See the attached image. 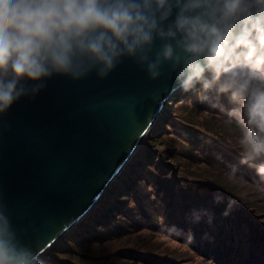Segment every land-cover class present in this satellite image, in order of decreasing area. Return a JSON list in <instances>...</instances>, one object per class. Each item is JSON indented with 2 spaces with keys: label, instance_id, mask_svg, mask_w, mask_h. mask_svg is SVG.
I'll return each mask as SVG.
<instances>
[{
  "label": "clouds",
  "instance_id": "clouds-1",
  "mask_svg": "<svg viewBox=\"0 0 264 264\" xmlns=\"http://www.w3.org/2000/svg\"><path fill=\"white\" fill-rule=\"evenodd\" d=\"M125 59L204 101L227 96L241 163L264 176V0H0V114L53 77L104 80ZM0 264H41L3 206Z\"/></svg>",
  "mask_w": 264,
  "mask_h": 264
},
{
  "label": "water",
  "instance_id": "water-1",
  "mask_svg": "<svg viewBox=\"0 0 264 264\" xmlns=\"http://www.w3.org/2000/svg\"><path fill=\"white\" fill-rule=\"evenodd\" d=\"M179 88L125 59L104 80L53 77L0 114V206L38 257L87 215Z\"/></svg>",
  "mask_w": 264,
  "mask_h": 264
},
{
  "label": "rangeland",
  "instance_id": "rangeland-1",
  "mask_svg": "<svg viewBox=\"0 0 264 264\" xmlns=\"http://www.w3.org/2000/svg\"><path fill=\"white\" fill-rule=\"evenodd\" d=\"M176 94L178 93H175V96L169 100L167 106L159 114L153 128L149 129L129 163L110 183L109 186L112 189L107 188L112 192L116 187V192L121 191V194L117 195L121 198L116 199L127 200L124 196V188L126 185L130 188L132 186L126 174L130 169L137 168V172H133L136 180L137 178L147 179V185L151 189L149 194L151 202H147L144 207L145 216L138 218L137 223L133 224V216L130 215L128 222H131V225L125 224L126 227H123L126 228L124 234L117 236L113 231L111 233L112 239L108 238L109 241H101L97 238H92L93 240L87 242L79 240L77 232L80 231L81 224L89 222L94 211L99 208L98 213H100L103 206L108 204V202L103 203L102 201L103 206L100 207L102 203L99 205L100 202H98L85 218L72 226L45 253L40 255L41 264H169L163 260V257L171 259L174 264H215L212 261V256H208V249L204 245L212 244L213 240L206 234L202 235L203 240H201V236L198 239L195 229H191L193 224H198L194 218L195 214L191 218L190 213L186 220H183L185 221L184 226H181L180 222L170 226L169 213L175 195L173 188H170L168 183L159 180L157 177L161 169L159 162L164 159L166 163L174 165L179 175L185 177L184 183H179H182L179 189L184 201L189 198L191 190L198 184L188 173L196 175V171L203 167L219 169L228 167L234 159L226 151H242L240 144L242 127L237 128L232 124L225 123L227 116L224 108L231 105V109L233 104L230 101L225 103L228 101L227 96L218 98L215 96L214 99L210 98L202 104L198 102L202 99L197 95V91L184 93L180 97ZM197 104H200L201 107L199 108ZM219 104L222 107H217ZM183 116L192 120V129L197 126L199 130L195 131L196 135L192 134V129L188 130V128H183L177 124L178 121H181L180 118L183 119ZM233 121H235V117H233ZM178 131L184 133L185 136L182 139L177 137ZM198 131H203V134L196 133ZM163 149L173 152L172 160L171 155L163 153ZM137 183L139 187L141 182ZM139 189H144V187H139ZM141 210L143 209L138 211ZM209 222L210 216L206 223ZM209 224H213L212 221ZM254 225L256 229L259 228L258 223ZM88 228L91 232L92 227L89 225ZM129 228H131V233L128 232ZM260 230L264 234V230ZM121 231L122 229H118V232ZM127 236H130L128 241L125 239ZM147 238H150L151 242L154 243L152 246L155 248L154 250L146 247ZM130 244H140L143 247V249L132 248L133 251H137L136 261L132 260L130 257L134 256L128 253ZM76 252L86 255L81 258ZM205 252L207 255L203 257L202 253L205 254ZM148 253L151 254L150 257H148ZM260 255L261 252L256 255L257 259H264Z\"/></svg>",
  "mask_w": 264,
  "mask_h": 264
},
{
  "label": "trees",
  "instance_id": "trees-1",
  "mask_svg": "<svg viewBox=\"0 0 264 264\" xmlns=\"http://www.w3.org/2000/svg\"><path fill=\"white\" fill-rule=\"evenodd\" d=\"M197 87L199 88V86ZM192 92H196V90L188 93ZM176 93H178L176 95L180 97L186 92L178 90ZM214 94V92L209 94L211 99L215 98L216 95ZM198 102L204 104V100ZM228 102L229 99L225 103ZM197 106L199 108L201 107L200 104H197ZM234 106L235 105L232 104V108H234ZM217 107L222 106L219 104ZM230 107L231 105H227L224 108L226 116H228V112L232 109H230ZM203 110H205V108H203ZM180 120L181 121L177 122L178 125H181L183 128H188V130L192 129V120L190 118H184L183 116V119L180 118ZM232 125L237 128L243 127L236 118ZM192 130L194 131H192V134L196 135L195 131L199 129L195 126ZM177 133L179 139L185 136L182 131H178ZM196 133L203 134V131H198ZM226 152L234 159L228 167L222 169L203 167L201 170L196 171V175L188 173V175L194 179V182L198 184L191 190L189 198H186L184 201L180 195L179 188L180 185L184 183L183 179L185 177L178 174L174 165H170L166 163L164 159H161L159 162L161 169L157 177L159 180L168 183L170 188H173V193L175 195L172 209L169 213L170 226L177 222H180V225L184 226L185 221L183 220H186L190 213L191 218L195 214L194 218L197 220L196 222H198V224H193L191 229H195L198 239H200L201 236V240H203L204 237L202 235L206 234L213 240L212 244L207 243L204 245L206 249H208V256H212V261L215 264H258L259 262L264 264V260H258L254 255L257 252L263 251L261 256L264 258V244L262 241L258 240L256 236L252 235L251 232H255V230L249 223H258L259 228L264 230V176L257 174L255 165L250 166L249 164L241 163L242 151L227 150ZM163 153L171 155V160L174 157L173 152L167 149H163ZM139 171H141L140 168ZM133 172H137V168L130 169L126 174L132 186L130 188V186L126 185L124 188V196H126L128 201L125 199H116L121 198L117 196L121 194V191L116 192V187L112 192L109 191L110 189H107L98 202H100L99 205L102 201L103 203L108 202V204L103 206L102 203L100 206H103L102 211L98 213V206V209L93 212L89 222L81 224L80 231L77 232L79 240L87 242L93 240L92 238H97L101 241H109V239H112L111 233H113V231L117 236L124 234L126 228L123 227H126L125 224L131 225V222H128V217L130 215L133 216V224L137 223L138 218L145 216L144 207L147 202H151L149 197L151 189L147 185V179L137 178L136 180ZM137 182H141L139 187H144V189H139ZM180 182L182 183L179 184ZM133 183H135V186H133ZM109 188H111V186H109ZM109 193L110 196L108 197ZM201 194L203 195L200 196ZM140 209L143 210L138 211ZM209 216L210 222L212 221L213 223L211 225L209 224L210 222L206 223ZM89 225L92 227L91 232L88 228ZM259 228L257 229L262 231ZM118 229H122V231L118 232ZM130 229L131 228L128 230L129 233H131ZM125 239L127 241L130 240V236L125 237ZM194 240H196L195 237ZM151 241L150 238H147L145 242L146 247L148 246L154 250L155 248L152 247L154 243ZM237 245L239 246L238 248H236ZM132 248L143 249V247L140 244H130L128 253H131L134 257H130V255L127 256L136 261L135 255L137 251H133ZM239 251H241L244 256L235 259L232 255ZM76 253L78 256H81V258H84L86 255L83 253ZM206 255V252L205 254L202 253L203 257ZM163 260L169 263L168 260L171 259L163 257Z\"/></svg>",
  "mask_w": 264,
  "mask_h": 264
},
{
  "label": "bare ground",
  "instance_id": "bare-ground-1",
  "mask_svg": "<svg viewBox=\"0 0 264 264\" xmlns=\"http://www.w3.org/2000/svg\"><path fill=\"white\" fill-rule=\"evenodd\" d=\"M249 222V221H248ZM253 227V229L255 230V232H251L252 233V235H254V236H256V238H258V240H260V241H262V243L264 244V234L261 232V231H259L258 229H256V227L255 226H252ZM239 246L237 245V247L236 248H238ZM235 259H239V258H241L242 256H244L243 254H242V252L241 251H239V252H236V253H234L233 255H232Z\"/></svg>",
  "mask_w": 264,
  "mask_h": 264
}]
</instances>
